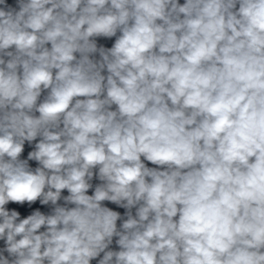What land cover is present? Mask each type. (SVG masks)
Masks as SVG:
<instances>
[{
    "label": "clouds",
    "instance_id": "clouds-1",
    "mask_svg": "<svg viewBox=\"0 0 264 264\" xmlns=\"http://www.w3.org/2000/svg\"><path fill=\"white\" fill-rule=\"evenodd\" d=\"M0 241V264H264V0H0Z\"/></svg>",
    "mask_w": 264,
    "mask_h": 264
},
{
    "label": "water",
    "instance_id": "water-1",
    "mask_svg": "<svg viewBox=\"0 0 264 264\" xmlns=\"http://www.w3.org/2000/svg\"><path fill=\"white\" fill-rule=\"evenodd\" d=\"M184 0H180V3H183ZM9 3L15 5V0H9ZM98 43H102L104 44V46L106 47H111L112 43H114V38L112 40H99ZM34 143L32 145H29L27 142L25 144V151L22 154V158L26 159L27 158V153L31 150H33L34 148ZM29 164L31 167L35 168L37 166L35 161H29ZM148 166L153 167V165L149 164ZM93 183H98V181H93ZM89 194H91V190L89 192ZM63 195H67V192L65 191L63 193ZM60 203H63L62 201ZM105 206L110 207L112 210L118 211L121 213V215H124L125 210L122 208H119L118 206L110 203V202H104ZM9 210H17L21 213V218H26L27 215H30L34 210L39 209L40 211H42L44 214H50L51 212V205H40L39 202L37 201L35 204L29 206L27 203H25L24 205H19V204H13L10 203L9 205L6 206ZM118 226L121 223L120 221L117 222ZM43 230V229H42ZM0 247H3V241H0ZM113 250H118V246H116L115 244V238H114V242L113 245L110 246ZM103 254H101L102 257ZM99 257L97 258V260H93L91 262V264H97Z\"/></svg>",
    "mask_w": 264,
    "mask_h": 264
}]
</instances>
